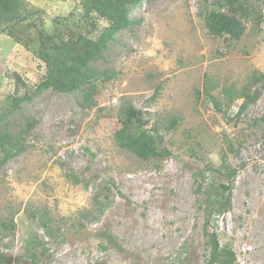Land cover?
I'll list each match as a JSON object with an SVG mask.
<instances>
[{"label":"rangeland","instance_id":"374dc122","mask_svg":"<svg viewBox=\"0 0 264 264\" xmlns=\"http://www.w3.org/2000/svg\"><path fill=\"white\" fill-rule=\"evenodd\" d=\"M24 1L30 33L21 42L0 33V114L45 75L38 31L50 32L54 19L70 13L75 24L81 13L79 0ZM247 1L263 22H244L245 35L227 41L204 20L218 0H146L131 14L139 23L117 35L99 63L110 78L97 83L95 108L81 107L79 93L52 91L22 104L10 128L37 124L27 150L0 170V249L8 264H206L205 204L222 183H232V206L210 217V230L236 253V264H264V94L240 118L242 101L229 107L224 95L264 74V0ZM127 102L149 129L161 127L171 157L144 161L119 148L113 136ZM173 117L179 124L168 131ZM105 186L112 195L101 218L83 220ZM43 214L61 228L58 239L40 227ZM104 231L119 247L101 242ZM31 239L44 243L36 263Z\"/></svg>","mask_w":264,"mask_h":264},{"label":"trees","instance_id":"16d2710c","mask_svg":"<svg viewBox=\"0 0 264 264\" xmlns=\"http://www.w3.org/2000/svg\"><path fill=\"white\" fill-rule=\"evenodd\" d=\"M145 1L79 0L81 13L75 24L70 23L75 16L74 13H70L63 19H54L50 32L45 29L38 31L37 54L45 65L46 72L35 89H29L23 94L11 97L8 111L0 114V170L6 163L18 158L27 150V137L37 124V120L33 119L27 123L25 130L13 131L10 128L11 118L23 109V103H30L43 93L52 91L61 94L79 93L82 95L81 107L92 109L97 106L95 100V95L98 92L97 83L110 78L107 70L99 68V63L104 59L116 36L139 23L140 20L131 19V14ZM30 18L31 15L24 0H0V33L7 34L16 42H21L25 33L31 30L32 24H24ZM204 20L208 32L213 37L238 41L246 33L244 22L255 20L254 26H260L263 17L261 14L257 15L256 8L250 5L247 0H218L217 7L207 13ZM100 21L107 23L101 30ZM206 79L205 92L210 95L214 86L210 84L211 80L208 77ZM262 94H264V74L262 73L254 75L242 89L235 87L224 89L229 107L235 101H242L236 113L238 118L255 104ZM210 98L218 110H221L222 103L217 102L215 98ZM119 114L120 128L114 133L113 139L120 149L133 153L144 161L167 159L172 156L171 151L162 146L164 136L161 134V127L154 123L153 127L149 129V122L144 120L143 112L136 109L131 102L124 103ZM178 124L179 119L173 117L169 120L167 130H174ZM69 177L79 183L73 175ZM232 188V183H222L213 187L214 199L211 197L206 199L207 219L204 224V235L210 251L206 264L237 263L236 253L230 248L223 247L217 233L210 230V217L215 213L223 214L231 209ZM105 191L103 192L104 196L100 191L94 195V211L83 212V220L89 219L91 216L96 222L101 218L112 195L110 188ZM52 222L51 217L43 214L40 217L39 225L49 237L58 239L61 228L56 227ZM78 225L84 227L81 222ZM98 237L101 242L119 247L118 241L107 231L101 232ZM43 244L37 239H31L29 242L30 247L28 248L32 251L31 260L35 263L39 259L35 250ZM8 263L7 255L0 249V264Z\"/></svg>","mask_w":264,"mask_h":264}]
</instances>
